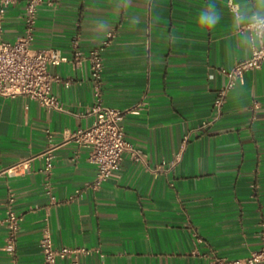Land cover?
Instances as JSON below:
<instances>
[{"label": "crops", "instance_id": "0c3cea01", "mask_svg": "<svg viewBox=\"0 0 264 264\" xmlns=\"http://www.w3.org/2000/svg\"><path fill=\"white\" fill-rule=\"evenodd\" d=\"M26 1L6 8L5 40L25 35ZM256 14H264V0H43L34 46L70 57L73 37L84 54L102 46L104 102L138 111L127 112L123 124L142 157L126 153L114 176L98 190L88 187L96 165L68 137L96 118L89 112L88 59L50 68L72 79L53 84L63 110L22 95L0 96V264L12 260L2 224L9 208L23 216L18 264L42 261L46 226L56 247L91 250L81 258L89 264H210L216 256L245 258L259 249L264 64L246 71L244 84L215 106L227 80L221 69L250 56L247 25ZM49 148L55 154L51 194L38 156ZM26 159L27 171L13 169Z\"/></svg>", "mask_w": 264, "mask_h": 264}, {"label": "built area", "instance_id": "2783aa9c", "mask_svg": "<svg viewBox=\"0 0 264 264\" xmlns=\"http://www.w3.org/2000/svg\"><path fill=\"white\" fill-rule=\"evenodd\" d=\"M15 0H0V96L27 98L38 100L43 106L63 110L59 98L53 93L54 83L69 85L72 79H63L59 74L51 71V66H57L72 61L80 65L84 59L90 61V72L93 85V103L89 112L95 114L94 123L86 128H78L71 132L69 139L75 141L79 146L86 147L89 151V160L96 165V175L88 183V187L98 190L104 182L115 175L120 167L126 153H130L135 160L142 157L141 150L135 148L126 138L124 120L127 112H138L107 105L103 96V69L104 59L102 46L91 49L88 54L79 48L78 37H73L72 57L64 54L58 48H37L34 46V29L38 17V8L43 0H27L25 6V35L14 42L4 39L2 20L6 8ZM247 28L251 33V53L244 60L239 61L231 69H221L226 75V83L217 90L215 106L220 109L228 94L238 85L244 84L245 72L261 68L264 64V14L254 15L248 23ZM257 36V39L254 36ZM114 36L108 33L103 41V46L108 45ZM258 100L252 102V108H259ZM207 122H203L205 125ZM188 136H185V140ZM44 159L42 171L46 175L45 189L52 193L50 176L54 167V149L49 148L38 155ZM31 159L23 160L13 169L20 172L30 168ZM10 174H14L9 170ZM13 197H9V202ZM23 216L13 208H9L2 224L6 229L5 250L11 255L10 264H18L16 257L17 240L21 229ZM264 235V233H263ZM264 238V236H263ZM43 258L39 264H60L59 260L69 259L68 264L83 263L81 258L88 255L91 250L82 246L56 247L53 244L52 233L48 226L43 230L40 239ZM210 264H264V244L245 258L229 259L225 257H214Z\"/></svg>", "mask_w": 264, "mask_h": 264}, {"label": "clouds", "instance_id": "9594fccd", "mask_svg": "<svg viewBox=\"0 0 264 264\" xmlns=\"http://www.w3.org/2000/svg\"><path fill=\"white\" fill-rule=\"evenodd\" d=\"M203 20H204V17H201V22H203Z\"/></svg>", "mask_w": 264, "mask_h": 264}]
</instances>
